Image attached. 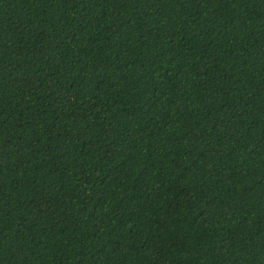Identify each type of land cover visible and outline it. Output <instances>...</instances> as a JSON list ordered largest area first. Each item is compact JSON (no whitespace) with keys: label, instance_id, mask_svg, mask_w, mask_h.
<instances>
[{"label":"trees","instance_id":"16d2710c","mask_svg":"<svg viewBox=\"0 0 264 264\" xmlns=\"http://www.w3.org/2000/svg\"><path fill=\"white\" fill-rule=\"evenodd\" d=\"M0 264H264V0H0Z\"/></svg>","mask_w":264,"mask_h":264}]
</instances>
